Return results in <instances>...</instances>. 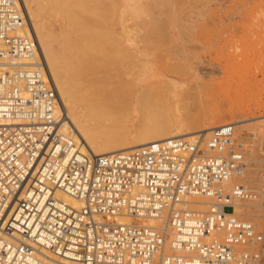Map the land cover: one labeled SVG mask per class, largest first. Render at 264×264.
<instances>
[{"label": "built area", "instance_id": "obj_1", "mask_svg": "<svg viewBox=\"0 0 264 264\" xmlns=\"http://www.w3.org/2000/svg\"><path fill=\"white\" fill-rule=\"evenodd\" d=\"M18 0H0V264H251L264 237L252 223L231 218L235 125L187 140L168 138L134 151L85 153L61 131L58 94L42 61L25 63L35 42L16 35ZM232 153V154H231ZM81 201L74 209L57 197ZM247 199L243 188L233 191ZM190 196L208 209L183 207ZM230 209V210H227ZM165 216L173 254L162 230L120 224ZM182 250L185 256L176 255Z\"/></svg>", "mask_w": 264, "mask_h": 264}, {"label": "rangeland", "instance_id": "obj_2", "mask_svg": "<svg viewBox=\"0 0 264 264\" xmlns=\"http://www.w3.org/2000/svg\"><path fill=\"white\" fill-rule=\"evenodd\" d=\"M48 1L41 0L38 13L57 37L56 48L66 39L84 41L85 53L92 47L95 69L91 63L80 71L86 87L130 84L122 102L91 104L93 119L121 122L137 134L152 121L150 115L164 120L159 111L178 122L215 107L238 122L230 144L236 163L227 187L243 188L256 199H243L248 206L234 208L230 216L252 223L264 237V0ZM195 74L203 85L196 84ZM163 78L178 87H151ZM166 233L170 244L174 234ZM243 249H259V260L251 264H264V241Z\"/></svg>", "mask_w": 264, "mask_h": 264}, {"label": "bare ground", "instance_id": "obj_3", "mask_svg": "<svg viewBox=\"0 0 264 264\" xmlns=\"http://www.w3.org/2000/svg\"><path fill=\"white\" fill-rule=\"evenodd\" d=\"M50 1L52 0H49L48 3ZM18 2L23 14V23L20 27L16 28L15 34L26 35L32 38L33 41L35 42V50L33 55L30 56L29 58H26L24 62L39 63V60L42 61L46 77L49 79L51 83H53L58 94V106L56 112L58 116L62 114L64 117V120H62V124H61V131L63 133L72 135V137L77 142H79L78 144L81 151L85 153H92L95 155H106L120 151L123 152L134 151L143 145L156 141H162L168 138L183 137L187 140H190L193 139L198 134L202 137L203 136L208 137L210 131L216 127L226 124H233V125L238 124V122L228 121V119L224 115L222 116L219 115L222 114L221 109L215 107L203 108L202 111L197 115L192 116L186 120L181 119L178 122H174L170 118L165 119L166 115L164 116V112L159 111L158 116L159 117L163 116L164 120L158 119L157 114L150 115V119H152V121L146 123L137 134L129 126L122 124L121 122H116L112 120L99 121L93 119L89 111L92 105L98 104V106H104L111 103L114 104L115 102L116 103L122 102L127 94L126 91H131L130 84L127 83L128 85L127 84L125 85L127 88L124 87L123 84L122 85L124 88L121 87V85H118V87L117 86L111 87V85L110 86L101 85L100 87L99 85L95 87H89V86L86 87L85 84L87 78L85 80L82 79L81 76L85 73L84 70L87 71V69L83 67L92 63L90 61L91 58L94 59V56L92 54H89L90 49L92 47L89 49L90 46H87L86 44L87 46L86 48L88 49L87 50L88 54H87L85 53L84 50L82 51V49H85L83 47L85 45L80 46V44L85 43L84 41L83 42L82 40L76 41V39L75 41H72L70 39H68L69 41H67L66 39L65 41L62 40L60 42L59 45L60 47L59 49H57L54 43L57 37L53 35L52 29L48 27L49 25L46 26L47 23L46 24L43 23V21L46 22L47 19L45 17L43 18L40 17L41 13L40 12L38 13L39 9L43 6L42 4L41 5L39 4L41 3V0L39 1L18 0ZM41 18L42 19L45 18V19L41 20ZM88 55H92V56H88ZM93 63L91 64V66L92 69L94 70L95 67H93ZM89 66L90 65H88V67ZM80 71H84L83 74H81ZM78 74L82 79L81 81V83L83 82L82 85H79L80 82L76 81L78 80V78H76L75 80V77L76 76L78 77ZM114 75H112V78ZM108 76L109 75H107L106 77ZM193 79L197 85L201 86L204 84V80L200 74H195ZM99 80H103V79L101 78ZM76 83L78 84L79 88L76 86L77 85ZM167 85H171L173 88L178 87L175 82L166 81L165 78H163L160 81V83H158L157 85L155 84L151 85V87L154 86L153 88H160V87H165ZM83 86H85V88L88 89L81 90L80 88H82ZM175 96L176 95H174V97ZM56 195L58 198L63 200L65 203H67L74 209H80L82 206L81 201L67 195L66 193L57 192ZM252 195L251 194L248 195L247 198L256 199ZM200 197L206 198L208 199V201L203 200V198L201 200ZM228 199H229L228 202L233 204L234 208L239 209L243 206H248V203L247 204L243 203L242 200L244 198H237V196H235V194L230 190H229ZM210 202L211 199L205 196H190L186 198L183 207L196 211H205V207L206 206L208 207ZM203 205H205V207L202 209ZM230 215H232V213ZM113 220L116 223H120V224L145 225L152 228H156L158 230H162L163 235L165 236L164 253L166 255L173 254V251L171 250L172 248L171 245L174 242V235L170 240V244H166L167 243L166 230L171 232L172 234H174V231L171 225H169L167 219H165L164 215L157 218L156 217L131 218L126 215H120L115 217ZM175 254L179 256L186 255V253L182 250L176 251ZM67 264H76V263L67 262Z\"/></svg>", "mask_w": 264, "mask_h": 264}]
</instances>
